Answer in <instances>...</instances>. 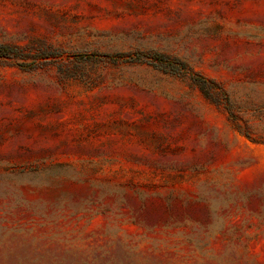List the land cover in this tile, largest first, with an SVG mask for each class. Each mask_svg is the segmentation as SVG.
<instances>
[{"label": "rangeland", "instance_id": "obj_1", "mask_svg": "<svg viewBox=\"0 0 264 264\" xmlns=\"http://www.w3.org/2000/svg\"><path fill=\"white\" fill-rule=\"evenodd\" d=\"M0 46V264H264V0H0Z\"/></svg>", "mask_w": 264, "mask_h": 264}, {"label": "trees", "instance_id": "obj_2", "mask_svg": "<svg viewBox=\"0 0 264 264\" xmlns=\"http://www.w3.org/2000/svg\"><path fill=\"white\" fill-rule=\"evenodd\" d=\"M12 56H14L13 51H11L8 47L0 46V58H8ZM154 56L157 60H159L154 66L162 70H168L166 66H171V64L167 62V57L160 54H155Z\"/></svg>", "mask_w": 264, "mask_h": 264}]
</instances>
